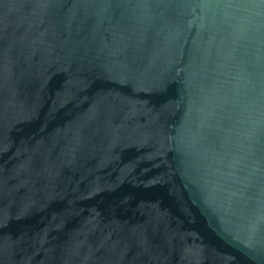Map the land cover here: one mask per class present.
<instances>
[{"label": "water", "instance_id": "water-1", "mask_svg": "<svg viewBox=\"0 0 264 264\" xmlns=\"http://www.w3.org/2000/svg\"><path fill=\"white\" fill-rule=\"evenodd\" d=\"M0 264H264V0H0Z\"/></svg>", "mask_w": 264, "mask_h": 264}]
</instances>
